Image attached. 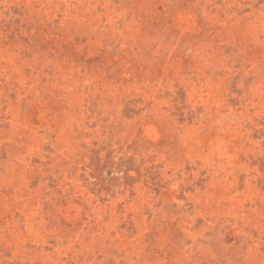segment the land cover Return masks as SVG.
Wrapping results in <instances>:
<instances>
[{"label":"rangeland","instance_id":"rangeland-1","mask_svg":"<svg viewBox=\"0 0 264 264\" xmlns=\"http://www.w3.org/2000/svg\"><path fill=\"white\" fill-rule=\"evenodd\" d=\"M0 264H264V0H0Z\"/></svg>","mask_w":264,"mask_h":264}]
</instances>
